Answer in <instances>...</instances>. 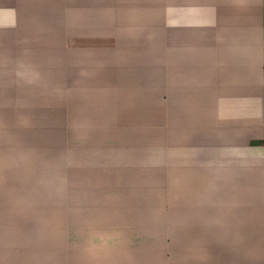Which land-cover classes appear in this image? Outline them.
<instances>
[{
  "label": "crops",
  "instance_id": "1",
  "mask_svg": "<svg viewBox=\"0 0 264 264\" xmlns=\"http://www.w3.org/2000/svg\"><path fill=\"white\" fill-rule=\"evenodd\" d=\"M45 2L0 0V116L64 89L60 59L69 54L67 75L85 92L68 103L78 142L70 145L64 128L0 124V264H264V0L26 6ZM16 19L53 27L17 28ZM62 25L122 31L112 48L52 50ZM115 120L166 124L149 143L163 153L151 175L132 166L139 160L130 151L146 143L97 132ZM118 149L131 165L118 180L107 182L110 165L82 169L86 158H114ZM60 167L61 204L45 190ZM50 209L62 214L47 224ZM146 211L160 215L146 219Z\"/></svg>",
  "mask_w": 264,
  "mask_h": 264
},
{
  "label": "rangeland",
  "instance_id": "2",
  "mask_svg": "<svg viewBox=\"0 0 264 264\" xmlns=\"http://www.w3.org/2000/svg\"><path fill=\"white\" fill-rule=\"evenodd\" d=\"M46 2L42 5L40 4H36V3H32L29 5H26L28 8H30V10L33 9H38V8H52L55 9V11H57V9L60 10L62 9V7H64L65 5H69L68 3L66 4L67 0H45ZM35 2V1H33ZM17 7V6H16ZM36 13H39L36 11ZM39 15V14H37ZM38 18V16L36 17ZM50 21L46 20V23L42 20L39 19L38 21L35 19H31V20H19L16 19L14 21L13 26L17 27V28H25V29H31V30H35L34 28L38 27L40 29H44L45 27H53L50 26L49 24ZM24 25L26 27H24ZM60 27V26H59ZM61 27L64 28V31L61 29V31H63V35H58V37L53 36L51 38V43H53L52 45H50V48L52 50H57V48L60 46L61 48H65L68 51H72V50H84L87 47H97V48H112L115 46L116 43H118V37H119V31H122L121 26L120 25H113L112 27L105 29L104 32H96L94 29H86L85 31H78L79 29H72V27H68L67 25H62ZM36 39H33L30 41V44H39L38 42V38L35 37ZM148 35L146 36V38L144 37L140 42L143 44H148ZM146 40V41H145ZM17 44V45H16ZM15 45H16V50H19L21 48L22 45V41L20 43H16L15 40ZM18 51H15V53ZM50 53H54V52H50ZM65 53V52H64ZM62 53V54H64ZM65 56V54H64ZM72 55H66L65 57L60 59V63L66 66V68L69 66L67 64V60L71 59ZM73 60H70L69 62H71ZM66 68H64V79H66V84H64L63 86L66 88L64 89H60L57 91V93H52L50 94L52 91H50V93H47V96L42 99V102L40 104H35V105H29L27 108L24 107L25 109H22L21 107L18 108H14L12 109L13 115L11 116H0V124H9L12 123L14 125H18V124H24V125H29V126H33V125H40V126H46L49 128H64L67 130L68 133V137L70 136L71 138H68L69 141H67L70 145H73L74 143H77L78 141H75L77 135L75 136L74 133H77V130L71 127V124H69V106L68 103L70 101V99L74 98L80 91L78 90V87L73 86L74 83L72 82V79H70V77H68L67 72H66ZM73 83V84H72ZM72 84V85H71ZM71 85V86H69ZM74 89H73V87ZM166 92L163 93L162 97H161V103H166L167 102V89H165ZM103 91H101V93H103ZM81 95L83 96L85 92H80ZM87 93V92H86ZM100 98H98L97 96L93 97V100H96V102L99 103L98 99L104 100V97L102 95H99ZM92 99V98H91ZM146 104L148 105V108L151 107L152 105V99H147ZM20 108V109H19ZM151 109V108H150ZM10 110V109H9ZM3 113V111H1ZM4 114V113H3ZM113 116V115H112ZM116 116V115H115ZM109 124V123H108ZM10 125V124H9ZM166 126V124H162V123H155L152 122L150 124L148 123H143L139 126H129V125H124L123 123L120 124V120H115L114 123L107 125L108 129H103V128H96L98 129L97 132L101 131V130H107L104 132V134H111V131H116L119 130V132L117 133L116 136H114L112 134V139H108V141H126L124 144L128 145V144H134L135 142L137 143L138 141L140 143H146V145L143 146H138L136 148L133 147L134 151H130L132 152L131 155L135 156L136 160H139V163H134V168H139V169H143V173L145 172L146 175H151V170L154 169V167H152L154 164H152L153 159L157 158V155H162L163 153H161L160 151L152 148L151 145H149V143H155L156 142V138H158L159 134L163 128ZM101 127V126H99ZM127 133H124L126 132ZM53 132V131H52ZM123 132V133H121ZM54 133V132H53ZM123 135H121V134ZM73 136V137H72ZM75 141V142H74ZM102 141V140H101ZM117 142V143H118ZM138 142V144H139ZM148 144V146H147ZM119 150V151H118ZM116 151V157L114 158H109V157H102V155L96 156L94 155L90 160H88V158H86L85 163L82 164L83 166H89L87 167H82V169L84 170V172H89V171H94L97 168L94 169V167H90L93 166V161H96L98 163V165H102V164H106V165H110V166H106L105 168H103L102 170L105 172H111L110 173V177L108 178L109 183L114 182L116 177L120 176V174H122L121 169H126L127 167H131V165H125L121 162V160H119L120 157V149H118ZM123 152L125 149H122ZM95 152V151H93ZM100 153V152H99ZM69 154L72 155L73 154V149L69 150ZM87 156H90V154H87ZM79 157V156H78ZM92 160V161H91ZM125 160V159H124ZM123 160V161H124ZM116 163V164H115ZM122 163V164H121ZM136 166V167H135ZM155 167L157 165H154ZM164 167V163H159V168H163ZM69 168V167H68ZM69 170H71L69 168ZM97 170H100V168L98 167ZM67 171V168H65V172ZM157 172H160V170L158 169ZM62 175H63V168L60 167V178L57 179V181L54 180H49V182L55 183L57 182L58 184V188H54L53 185L48 184L47 183V201H52V200H60V204H61V200H63V192L61 189V183H62ZM113 178H112V177ZM115 177V178H114ZM118 180V179H116ZM67 180L63 181L62 186L64 183H66ZM146 185L151 186L152 185V180L151 178H149L146 181ZM60 187V190H59ZM167 209V208H166ZM168 210V209H167ZM163 211L162 214V220L164 219V217H168V211ZM62 212L50 209L47 211V216H46V220H47V224L51 223V222H57L60 220ZM160 215V213L158 211H146L145 213V217L146 219L150 218L152 219V217H156ZM166 218L164 221H162L163 223H166Z\"/></svg>",
  "mask_w": 264,
  "mask_h": 264
}]
</instances>
